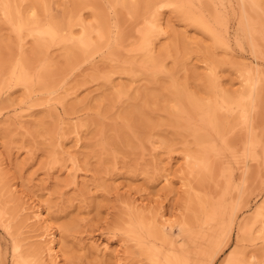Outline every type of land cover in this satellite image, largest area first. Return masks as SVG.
Masks as SVG:
<instances>
[{
  "label": "rangeland",
  "instance_id": "rangeland-1",
  "mask_svg": "<svg viewBox=\"0 0 264 264\" xmlns=\"http://www.w3.org/2000/svg\"><path fill=\"white\" fill-rule=\"evenodd\" d=\"M0 1V264H13L17 240L29 263L49 262L35 250L37 239L29 238L36 227L29 217L39 206L60 240L57 264H149L141 249L171 247L161 238H145L138 246L129 234L136 219L163 228L161 218L180 223L194 214L188 199L195 194L222 196L225 205L246 192L237 221L251 220L253 238L235 245L233 235L215 264L233 246L247 258L238 264H264V233L253 220L259 208L264 218V0H38L45 4L37 8L34 0ZM5 2L18 11L17 20L33 8L40 21L66 30L78 14L86 25L108 20L107 42L89 54L74 47L67 56L69 40L68 46L51 41L38 51L32 36L9 24L1 11ZM155 18L163 30L153 33L149 51L137 49L138 31ZM196 19L207 22L209 36ZM79 29L71 27L76 35ZM22 60L31 68L28 89L9 77ZM209 66L216 80L208 83ZM248 81L256 83L249 111L217 110L226 131L221 135L237 143L239 162L226 151L221 152L226 158L213 152L210 172L199 177L196 164L186 167L185 155L198 150L196 136L208 135L205 103L219 101L222 90L240 91ZM177 87L204 101L203 107L179 104L173 96ZM251 136L258 156L247 160L243 150ZM217 137L208 135L219 150ZM163 229L164 237L173 234L177 247L187 249L176 228ZM97 245L108 248L96 250Z\"/></svg>",
  "mask_w": 264,
  "mask_h": 264
},
{
  "label": "bare ground",
  "instance_id": "bare-ground-1",
  "mask_svg": "<svg viewBox=\"0 0 264 264\" xmlns=\"http://www.w3.org/2000/svg\"><path fill=\"white\" fill-rule=\"evenodd\" d=\"M43 3L44 2L34 0L32 5L35 6L33 8H37L38 6L39 7L44 6ZM115 4H116V2H115ZM2 6L3 7H1L2 8L1 11H3V15L7 17L6 19L9 20V24L13 25L12 27H14V29H16V31L18 33L26 32L27 35L32 36L36 41V44H37L36 46H38V48H37L38 51L41 50L40 46H42V45L45 46L47 43H49V45H50L51 41H54V42L57 41L58 43L64 44L66 41L69 40V41H72L73 46H72V48L66 47V49L68 48V50L66 52L67 56H70L73 54V50H75V49H73L74 47L76 49L81 50V53L82 52L83 53L88 52V54H89L90 50H93V49L100 47L101 42L104 41V43H105L107 41H105L104 39H106V38L108 39V37L105 38V36H107V35H105V33H106L105 30L108 29V25H109V24H107V23H109V22H107L108 20L103 21L100 19V22L98 23L99 25H95V26L92 24L86 25L84 23V21L82 22V20L80 19V14H78L77 19H76L77 22L74 24H77L80 26V29H79L80 33L76 35L71 30V27L74 24L73 25H69L70 23L67 24V25H69V28L67 27L68 29L66 30L65 29L66 26H63L64 27L63 28L58 23L56 24L52 20L44 23V22L40 21V19H38V17H37L38 15L36 16V13H34L33 8H31L29 10V12H27L28 15L26 18H21V19L17 20V17L14 14H16V12H18V11L15 9L16 10V11L14 10L15 13L13 12L14 6L12 7V6H10V4H7L6 2H5V4L3 3ZM119 6H121V5L119 4ZM242 6H244V5H242ZM43 9H44V7H43ZM242 10H243V8H242ZM184 12L182 11V13H184ZM186 16L188 17V15H186ZM240 16H242V14ZM23 17H24V15H23ZM150 20H151V22H149V21H148L149 23L146 22V24L144 25L145 27L142 30L139 29L141 31H138L141 35V37H140L141 41H140L139 47H137V49L138 48L140 50L144 49V48H145V50L150 49V47L148 48V46H150V44H151V40H152L151 38H152L153 33H154V35H156V34H159L163 30L162 24L156 18L153 20L152 19H150ZM195 22L197 24L201 25V27H203V29H204L203 31L211 30V28L209 26L207 27V25H208L207 22H206L207 25L202 20L196 19ZM245 24H246V22H245ZM247 26H249V25H247ZM106 31H108V30H106ZM249 32H251V30H249ZM206 35H207V32H206ZM207 36H209V35H207ZM211 37H213V36H211ZM117 40H119V39H117ZM99 44H100V46H99ZM65 46H68V45H65ZM37 49H36V51H37ZM254 50H256V49H254ZM37 57H38V55H37ZM144 57H146V56H144ZM154 58H151V59L153 60ZM147 60L149 61V58H147ZM154 61L155 60H153V62ZM28 69H29V67L27 66V62H23V60H22V62L18 61V63H16L15 66H13V69L10 70L9 77L11 79H13V81H14L13 83H15L17 85H22L26 89H28V86H30V82H31V78H32L31 73H29ZM205 72H207V73H205V75H206L205 79L207 80L206 82L209 83V82H213V80H216V78H214L215 74H214L211 66L207 67ZM10 78H9V80H11ZM214 83L216 84V82H214ZM31 84H32V82H31ZM255 84L256 83H254V85ZM254 85L248 81L245 83V86L243 87V89L241 87L240 91L235 90L232 93L225 91V90L220 91V93H219L220 100L219 101L217 99L213 100V101L210 100L207 103H205L203 101L206 104L205 106L207 107V113H206V115H204L205 117L203 118L204 122L202 121L204 123V125L207 127L206 133L209 135L210 139H211V135L212 136L217 135L218 140H221L220 141L221 145H220L219 150H218L215 147L219 146L218 145L219 143L216 146L215 143L212 141L213 139L212 140L208 139V135L206 136V134H205V136H203V135L202 136L201 135L196 136L197 137V138L195 137L196 142H197L196 144L198 146H195V147H197L198 150L195 149L196 152L194 151L193 153H190V152H188V154L186 153L185 158H186V160H187L186 162L188 164V166H186V167L193 169L195 167L194 165L196 164L198 169H199L200 175H201V173L204 174V172L209 173L210 167L212 164L210 156H212V157L215 156V155L213 156V154H212L213 152H216V154H219L218 152L225 153L224 151H226L228 153V155H227V153H226V155L229 156L230 159L235 160L236 164L239 162V158H240L239 152L240 151H238L239 148H238L237 143H235L233 140H230L229 138H228V140H229L228 141L225 138V135H227V133L225 135L222 134L223 136L221 135V132L224 133L226 131H224L225 129L222 131L224 126H219V125H221V122H220V124H218V121H217L218 118L217 117L219 115L218 114L219 111H217V110L223 109L225 111V113H226V111H229V112L233 111V113H237L236 111L240 112V111L246 110V109H248V111H249V108L247 107V102H250V101L252 102V99L254 98V96H256V93L253 92V88H252V86H254ZM254 88H255V86H254ZM182 90L178 89V87H177V88H174V90H173L174 95L170 93L179 102V104H180V102H182L183 105H184V103L185 104L187 103V105L190 104L189 106H191L193 104L194 109L199 108V107L200 108L203 107L204 103L202 101L201 102L203 104L200 103V101H198V99H196V96L194 97L193 95H189V93L186 94L187 92L184 93L185 90H183L184 92ZM119 93H121V92H119ZM213 95H214V93H213ZM248 105L250 107V104H248ZM177 106H178V103H177ZM180 106H182V105H180ZM183 108H185V107L183 106ZM136 110H139V108L138 109L135 108V111ZM223 110H222V112H224ZM135 111H132V113ZM182 112H180V113H182ZM225 113L223 115H221V114L220 115L223 117V116H225ZM234 118H237V117H234ZM222 125H223V123H222ZM229 126L232 127V125H228L225 128L228 129ZM251 137L252 138L244 146V150H243V153H244L247 160H253L254 158H256L258 156L256 154L257 152L254 153V149H253L254 145L252 142H254L255 140L252 141L253 136H251ZM232 143H234V144H232ZM222 153L220 155H222ZM220 155H217V157H220ZM223 155H225V154H223ZM224 157L225 156H223L222 158H224ZM71 160L73 161L74 159H71ZM228 160L229 159H227V161ZM202 176L203 175H201L199 177H202ZM198 178L196 177V179H198ZM166 180H167V178H166ZM188 189H189V191L193 190L192 187H190L189 185H188L187 190ZM186 193H187V191H186ZM247 193L248 192H246V194L244 196H243V194H241V195H239L240 197H237L235 199L233 198L234 200L232 199L231 201H229V203H227L225 205H223V203L221 202L222 196L219 199L214 200L212 197H211L212 199H208V198L202 199V198H199L201 195H199V197H196L197 194H195L193 197H195L196 199L193 197H190L188 199L189 203L191 204L189 206H192V209L195 210V211L192 210V211H194V214L192 216H189L190 217L189 219L184 220V221L182 220L179 223L176 221H174V222L169 221V220L167 221L164 218H163L164 219L163 220L161 218V223H162L161 226L163 225V228H164L165 224H168L169 228L172 232H174L173 230L175 228L177 229V233L182 236L183 244L187 245L186 250H181L179 248V246L177 247L178 244H175L176 241L174 243V240H173V239H177V238H175V236H172L173 234L171 236L167 235L168 237H164L168 233H165V230L161 226H160L161 228L157 227L156 224L154 225V222L151 224H143V221L140 220V218L136 219V222L134 224H132V227H130V229H129V230H131L130 232L132 234L131 233H129V234L137 242L138 246H142V244H144L143 239H145V238L146 239H148V238L149 239H155L156 238L155 240L161 238L160 241H163L165 243V245L167 244L166 246L170 245V247H171L170 249H168V248L166 249L165 247L163 248L162 246H161L162 248H159V246H158L159 249H157V248L155 249L154 246H152V245H147L146 247L141 249L147 255V257L149 259V264H215L217 257L222 253V251H224L225 248L228 249L227 246H229L230 243L232 242L233 235L235 237V245H237L238 243H241L243 240L249 238V236L252 233V227H254V226L249 224L251 222V220H249L250 222L247 219H243V220L241 219L240 221H237V212H239L240 209H242L243 206H245L247 204L248 198H244V197H246ZM188 196H189V194H188ZM209 198H210V196H209ZM33 207H36V204L34 206H32V208ZM27 208H29V207H23L22 209L27 210ZM38 208L40 209V206ZM30 209L31 208H29V210ZM37 209L34 212L32 210L33 215L31 214L29 217V219H31L30 222H34V224L33 223L32 224L36 226L34 228L32 227L33 229H30L28 231L30 233L29 238H31V237L35 238V239H37L38 242H40V245L36 246L39 243L35 240L37 242V244H35L34 248L37 247L35 250L38 249L39 254L41 252V255H44V256L40 257L41 259H43V257L46 256L47 259L49 260V262L47 261L48 263L57 264V263H59L58 259H60V256L63 255V254H60V252H61L60 240H58V238L55 234V230H54L53 226L50 224L51 220L49 222L50 217L47 218V216L46 217L43 216V215H46L47 212L41 214L42 210L37 211ZM190 209H191V207H190ZM187 210H189V208ZM255 212L256 213L254 215L253 220H254V222L258 221L259 228L257 227V229H258L257 232L264 233V218H263L262 208L257 209V211H255ZM191 213H190V215H191ZM162 216H163V214H162ZM223 217H225V218H223ZM186 218H188L187 215H186ZM217 218L218 219H224V220L222 222H219V220ZM29 219H28V221H29ZM182 219H184V218H182ZM36 224H38V225H36ZM252 224H253V222H252ZM37 226H41V227H37ZM208 226H210L211 228ZM213 227H214V231L211 230V229H213ZM38 228H40L41 230L39 231ZM43 228H44V230L42 231ZM160 229L164 230V233H165L164 236H163ZM29 238H27V239H29ZM252 238H253V236H252ZM252 238H249V239H252ZM18 242L19 241L17 240V243L14 244V247H13V253H14L13 257H12L13 264H31V263H29L30 258H29V260H25V259H27V257L25 258L24 257L25 254L24 255L21 254L20 247H22V244L19 245L20 243H18ZM148 243H151V242H148ZM152 244H154V242ZM181 245H182V242H181L180 246ZM97 247H98V245H97ZM97 247L95 246V248H97ZM233 247L227 252L226 256L224 257V259H222V261L219 264H238L242 260L247 259V258L245 259V256H243V259H241L242 252H240V250L238 251L237 250L238 248L234 247V249H233ZM107 248L108 247L105 245V247L103 248L104 251H106ZM99 249H100V247H98V249H96V250H99ZM102 250L100 249V251H102ZM38 251H37V253H38ZM190 252L192 254H189ZM28 253H29V251H28ZM191 256H193V257H191ZM22 257H24L25 259ZM44 260H42V262ZM252 261H256V260H252ZM38 262H39V259H38ZM45 262H46V260H45ZM47 262H46V264H48ZM244 262H246V261H244ZM38 264H40V263H38ZM247 264H248V262H247ZM249 264H250V261H249ZM252 264H254V262H252Z\"/></svg>",
  "mask_w": 264,
  "mask_h": 264
}]
</instances>
